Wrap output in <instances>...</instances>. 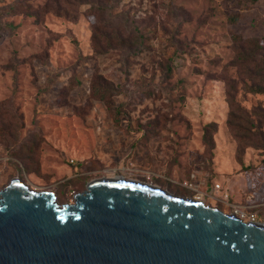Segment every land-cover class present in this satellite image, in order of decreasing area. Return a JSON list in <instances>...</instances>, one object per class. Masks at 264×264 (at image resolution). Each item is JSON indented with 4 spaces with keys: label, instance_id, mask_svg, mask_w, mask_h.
Masks as SVG:
<instances>
[{
    "label": "rangeland",
    "instance_id": "rangeland-1",
    "mask_svg": "<svg viewBox=\"0 0 264 264\" xmlns=\"http://www.w3.org/2000/svg\"><path fill=\"white\" fill-rule=\"evenodd\" d=\"M16 176L62 203L109 176L262 220L264 0H0V187Z\"/></svg>",
    "mask_w": 264,
    "mask_h": 264
},
{
    "label": "water",
    "instance_id": "water-1",
    "mask_svg": "<svg viewBox=\"0 0 264 264\" xmlns=\"http://www.w3.org/2000/svg\"><path fill=\"white\" fill-rule=\"evenodd\" d=\"M0 264H264V221L109 176L62 203L16 176L0 187Z\"/></svg>",
    "mask_w": 264,
    "mask_h": 264
},
{
    "label": "trees",
    "instance_id": "trees-1",
    "mask_svg": "<svg viewBox=\"0 0 264 264\" xmlns=\"http://www.w3.org/2000/svg\"><path fill=\"white\" fill-rule=\"evenodd\" d=\"M93 95H95L98 99L105 100L107 102V108L111 115L113 116V119L116 123L119 122V116L121 114V108L120 105H115L112 102L108 100V97L113 94L112 91H109L108 89L102 88L98 85H93L91 89Z\"/></svg>",
    "mask_w": 264,
    "mask_h": 264
},
{
    "label": "built area",
    "instance_id": "built-area-1",
    "mask_svg": "<svg viewBox=\"0 0 264 264\" xmlns=\"http://www.w3.org/2000/svg\"><path fill=\"white\" fill-rule=\"evenodd\" d=\"M234 212L236 214L240 215L241 217H243V215H244L243 214L244 212L241 209H239V208L234 209ZM252 219L256 220V217H255L254 214H252L251 216H249V219L248 220H252ZM262 221H264V217H263Z\"/></svg>",
    "mask_w": 264,
    "mask_h": 264
},
{
    "label": "bare ground",
    "instance_id": "bare-ground-1",
    "mask_svg": "<svg viewBox=\"0 0 264 264\" xmlns=\"http://www.w3.org/2000/svg\"><path fill=\"white\" fill-rule=\"evenodd\" d=\"M245 219V218H244Z\"/></svg>",
    "mask_w": 264,
    "mask_h": 264
}]
</instances>
